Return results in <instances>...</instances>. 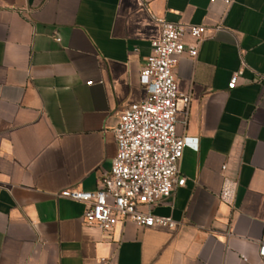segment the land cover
I'll return each mask as SVG.
<instances>
[{"label":"crops","instance_id":"crops-1","mask_svg":"<svg viewBox=\"0 0 264 264\" xmlns=\"http://www.w3.org/2000/svg\"><path fill=\"white\" fill-rule=\"evenodd\" d=\"M224 1L0 0V264H264V0ZM159 19L207 29L175 69L187 181L152 209L177 227L105 233L58 195L110 173Z\"/></svg>","mask_w":264,"mask_h":264},{"label":"built area","instance_id":"built-area-1","mask_svg":"<svg viewBox=\"0 0 264 264\" xmlns=\"http://www.w3.org/2000/svg\"><path fill=\"white\" fill-rule=\"evenodd\" d=\"M224 3L230 5L227 0ZM158 23L161 36L152 41V53L140 71L144 97L118 115L114 131L117 155L110 173L100 179L94 191L70 188L58 195L85 205V224L105 233L127 222L143 229L177 227L174 219L156 217L152 209L170 197L176 188L184 187L187 181L180 174V164L189 139L178 135L177 125L180 112L189 114L191 97L180 91L175 69L185 53L191 59L198 57L199 44L207 29L164 19H159ZM188 36L195 42L188 44ZM239 77L240 73L233 75L230 90L237 87ZM236 189L235 183L225 181L221 200L233 203ZM258 257L264 262V228L258 242Z\"/></svg>","mask_w":264,"mask_h":264}]
</instances>
